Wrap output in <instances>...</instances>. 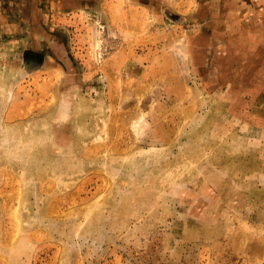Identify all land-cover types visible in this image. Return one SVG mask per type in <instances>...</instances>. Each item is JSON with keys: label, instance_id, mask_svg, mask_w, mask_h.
<instances>
[{"label": "rangeland", "instance_id": "rangeland-1", "mask_svg": "<svg viewBox=\"0 0 264 264\" xmlns=\"http://www.w3.org/2000/svg\"><path fill=\"white\" fill-rule=\"evenodd\" d=\"M0 264H264V0H0Z\"/></svg>", "mask_w": 264, "mask_h": 264}]
</instances>
